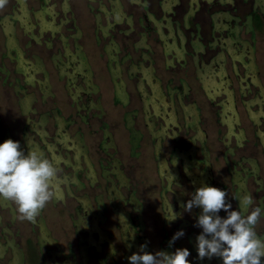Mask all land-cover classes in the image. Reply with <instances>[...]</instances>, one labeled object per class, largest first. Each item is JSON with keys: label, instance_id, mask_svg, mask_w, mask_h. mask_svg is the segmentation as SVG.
I'll return each mask as SVG.
<instances>
[{"label": "rangeland", "instance_id": "374dc122", "mask_svg": "<svg viewBox=\"0 0 264 264\" xmlns=\"http://www.w3.org/2000/svg\"><path fill=\"white\" fill-rule=\"evenodd\" d=\"M8 138L60 173L33 220L0 199V264H221L196 259L199 209L174 217L203 183L264 208V0H0Z\"/></svg>", "mask_w": 264, "mask_h": 264}, {"label": "clouds", "instance_id": "9594fccd", "mask_svg": "<svg viewBox=\"0 0 264 264\" xmlns=\"http://www.w3.org/2000/svg\"><path fill=\"white\" fill-rule=\"evenodd\" d=\"M59 173L55 161L41 150L26 151L19 140L12 138L0 142V199L12 202L22 218L33 220L53 199ZM188 197L183 211L174 219L199 209L194 215V227L200 229L195 238L196 259L217 257L221 264H264V237L256 230L264 219V208L252 207L251 196L244 198V208L234 209L228 190L203 183L188 192ZM184 235L183 229L177 230L169 247ZM190 255L187 247L152 252L147 244H141L127 260L129 264H193Z\"/></svg>", "mask_w": 264, "mask_h": 264}, {"label": "bare ground", "instance_id": "6f19581e", "mask_svg": "<svg viewBox=\"0 0 264 264\" xmlns=\"http://www.w3.org/2000/svg\"><path fill=\"white\" fill-rule=\"evenodd\" d=\"M131 67V66H130ZM133 69H135V68H133ZM130 71V70H129ZM133 71V70H132ZM139 82V81H138ZM121 84V83H120ZM140 85V84H139ZM116 93H118V92H116ZM119 94V93H118ZM115 95H117V94H115ZM121 96H123V95H121ZM125 97V96H124ZM125 98H123L122 100H124ZM121 100V99H120ZM146 105V104H145ZM146 107V106H145ZM144 108V107H143ZM167 112V111H166ZM169 114V113H168ZM165 120V119H164ZM175 121V120H174ZM59 128V127H58ZM136 134H137V132H136ZM197 181V180H196ZM198 186V185H197ZM179 200V199H178ZM44 232V231H43ZM46 233V232H45ZM41 234V233H40ZM44 234V233H43ZM124 235V234H123ZM124 241V240H123ZM127 241H128V239H127ZM128 244V243H127ZM82 250V249H81ZM83 251V250H82ZM83 253V252H82Z\"/></svg>", "mask_w": 264, "mask_h": 264}]
</instances>
